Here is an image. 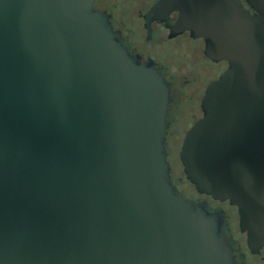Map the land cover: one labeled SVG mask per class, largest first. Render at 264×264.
<instances>
[{
    "label": "water",
    "instance_id": "1",
    "mask_svg": "<svg viewBox=\"0 0 264 264\" xmlns=\"http://www.w3.org/2000/svg\"><path fill=\"white\" fill-rule=\"evenodd\" d=\"M244 1L254 14L240 0H158L144 26L178 12L170 37L202 38L206 56L233 70L258 60V143L249 134L234 146L213 131L245 108L228 71L206 87L203 117L178 154L198 194L237 208L255 254L264 246V0ZM95 2L0 0V264H235L221 216L171 181L163 75L129 53Z\"/></svg>",
    "mask_w": 264,
    "mask_h": 264
},
{
    "label": "flooded vegetation",
    "instance_id": "2",
    "mask_svg": "<svg viewBox=\"0 0 264 264\" xmlns=\"http://www.w3.org/2000/svg\"><path fill=\"white\" fill-rule=\"evenodd\" d=\"M97 1V0H96ZM158 0H137L135 11L139 21L140 31L142 33V40L135 38L132 33V28L125 27L122 22H117L112 13L105 11L110 15V22L116 32L117 38L121 41L124 47L130 54L139 56L143 62H151L153 67L163 75L169 88V104L167 108V128L165 136V150L167 153L170 150V138L178 136L176 149L178 154L182 145L185 133L198 122L202 117L201 102L205 93L206 87L218 80L224 73L233 72L231 76L230 91L234 93L239 92V86L244 87L240 90L239 95L241 100L245 102L244 111H234L222 114L226 117L225 123L214 122L212 128L215 130H224L229 140L233 142L234 146H238L243 142L246 145L248 141L258 143V133L263 130L262 113L257 112L258 104V86L263 80V72L259 70L258 60L251 61L244 59L236 70L229 60L213 61L205 54V43L202 38H192L188 31L170 37L169 26L173 25L178 17V12H171L168 15V20L154 19L149 23V32L144 26V15H146L153 5ZM243 7L248 9L251 14L255 12L250 9V6L244 1L240 0ZM96 3V2H95ZM162 17V16H161ZM144 34V35H143ZM154 35L157 38V43L154 48H161L166 43L175 44L174 53H170L172 59L170 61L158 58L157 50H153L150 41ZM153 46V45H152ZM186 51V56H181L182 52ZM194 58L196 60L194 61ZM189 59V60H188ZM185 66H188L185 68ZM261 81V82H259ZM191 105L194 109V116H190V121L186 126L181 127L178 116L182 113L183 119L188 120L185 112H181L179 103L181 99ZM256 105V112H252ZM220 116V115H217ZM192 117V118H191ZM249 134L252 136L248 140ZM255 134L256 138L253 137ZM251 144V143H250ZM252 145V144H251ZM172 149V148H171ZM179 170L175 173L170 166V178L176 191L185 199L191 202L194 206L204 207L211 213H218L222 219V228L228 239V243L232 250V256L235 264H264V246L259 249L258 253H251L246 245V234L239 229V219L237 208L231 206L228 201L213 200L210 196L198 194L193 186L185 179L182 172V166L178 159ZM182 184H187L192 190V194L188 195L181 189Z\"/></svg>",
    "mask_w": 264,
    "mask_h": 264
},
{
    "label": "rangeland",
    "instance_id": "3",
    "mask_svg": "<svg viewBox=\"0 0 264 264\" xmlns=\"http://www.w3.org/2000/svg\"><path fill=\"white\" fill-rule=\"evenodd\" d=\"M137 0H97L94 7L96 10H108L110 13H112L113 17L117 20V22H122V24L125 27L132 28V33L136 36L135 38L140 39L142 37V33L140 31L139 21L136 16L135 6ZM144 35V34H143ZM142 40V38L140 39ZM157 43V38L154 35L153 39L150 41L151 48L153 50H157L158 58H162L163 60L170 61L172 59L173 55H170V53H174L175 44L172 43H166L165 46L154 48V44ZM153 45V46H152ZM186 51L183 50L182 54H180L182 57L186 56ZM189 60V59H188ZM196 58H194V61ZM188 66H185V68ZM179 108L181 112H185L188 120L183 119L184 113L180 114L178 116L179 124L181 127L186 126L188 122L190 121V116H194L193 113L194 109L191 105L186 103L184 99L182 98L179 103ZM192 118V117H191ZM178 136H175L173 138H170V150L168 151V162L170 163V166L172 167L173 171L175 173L179 170L178 165V150L176 149V144L178 141ZM172 148V149H171ZM181 189L185 191L186 194L191 195L193 192L190 189V187L187 184H182Z\"/></svg>",
    "mask_w": 264,
    "mask_h": 264
}]
</instances>
